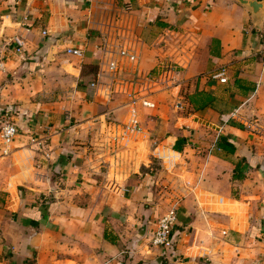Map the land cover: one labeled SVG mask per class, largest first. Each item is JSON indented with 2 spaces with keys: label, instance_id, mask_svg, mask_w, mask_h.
Here are the masks:
<instances>
[{
  "label": "crops",
  "instance_id": "obj_1",
  "mask_svg": "<svg viewBox=\"0 0 264 264\" xmlns=\"http://www.w3.org/2000/svg\"><path fill=\"white\" fill-rule=\"evenodd\" d=\"M105 42L181 63L129 144L111 134L127 96L90 86ZM263 49L264 9L239 0H0V120L20 129L9 155L0 140V264H264V134L245 124L264 126ZM170 202L172 245L153 246Z\"/></svg>",
  "mask_w": 264,
  "mask_h": 264
},
{
  "label": "built area",
  "instance_id": "obj_2",
  "mask_svg": "<svg viewBox=\"0 0 264 264\" xmlns=\"http://www.w3.org/2000/svg\"><path fill=\"white\" fill-rule=\"evenodd\" d=\"M102 51L109 57L101 64L96 74V79L90 82V86L103 91L107 98L116 93L127 96L126 120L113 123L112 133L114 145L120 140L125 144L132 143L136 137L143 133L141 107H153L152 98L159 93L174 90L178 85L177 75L181 63L173 56L166 55L150 70L139 67L138 54L129 47L121 46L115 48L105 42ZM69 54L82 56L81 48H69ZM264 52V49H263ZM226 70L223 69L213 75L221 81H225ZM103 80H107L102 86ZM246 126L258 129V123L246 121ZM20 129L9 117L0 120V140L3 155L11 152L14 141L19 137ZM112 141V139H111ZM178 219V211L175 207L168 209L156 222L155 228L150 237V243L156 247H168L172 245V231ZM227 234V231H223Z\"/></svg>",
  "mask_w": 264,
  "mask_h": 264
},
{
  "label": "trees",
  "instance_id": "obj_3",
  "mask_svg": "<svg viewBox=\"0 0 264 264\" xmlns=\"http://www.w3.org/2000/svg\"><path fill=\"white\" fill-rule=\"evenodd\" d=\"M97 74V73H96ZM214 100V97L206 92L203 91H197L196 93L192 94L190 96V101L193 103L195 109L203 108L207 106L209 103H211ZM176 146V145H175ZM219 147L223 149H228L231 152L235 151V146L231 142H229L228 137H222L221 141L219 142ZM178 149V146H177ZM240 170V166H236L234 177H241L237 172Z\"/></svg>",
  "mask_w": 264,
  "mask_h": 264
},
{
  "label": "rangeland",
  "instance_id": "obj_4",
  "mask_svg": "<svg viewBox=\"0 0 264 264\" xmlns=\"http://www.w3.org/2000/svg\"><path fill=\"white\" fill-rule=\"evenodd\" d=\"M175 106V108H173ZM173 107H171L170 109H168V107H163V108H160V111L158 112V114H162L163 116H165V117H167V119L169 118V117H171V115H176L177 113H176V104L174 105ZM256 118H258V117H256ZM246 121H249V122H255V123H258L259 124V128L258 129H254L253 127H250V126H246V128H248V129H250V130H252V131H254V132H256V133H259L260 135L261 134H264V126L261 124V122H260V120H258V119H253L252 117H249ZM168 154V153H167ZM177 160H179V158L177 159ZM166 162H167V166L170 168V169H173L174 170V168H175V166L173 167V162L172 163H170V161L167 159V157H166ZM171 175H174L173 173H171ZM259 187L261 188V190H264V184H259ZM1 203V202H0ZM173 203L172 202H170V205H172ZM173 207L175 206V205H172ZM172 206H170V207H172ZM0 250H1V245H0ZM0 257H1V253H0ZM248 258V263H250V264H253L254 262H251V258L252 257H250V256H248L247 257ZM255 262H256V264H260V262H259V259L258 258H255Z\"/></svg>",
  "mask_w": 264,
  "mask_h": 264
},
{
  "label": "water",
  "instance_id": "obj_5",
  "mask_svg": "<svg viewBox=\"0 0 264 264\" xmlns=\"http://www.w3.org/2000/svg\"><path fill=\"white\" fill-rule=\"evenodd\" d=\"M242 4L248 6L256 18H260L263 14L264 2L259 0H239Z\"/></svg>",
  "mask_w": 264,
  "mask_h": 264
}]
</instances>
